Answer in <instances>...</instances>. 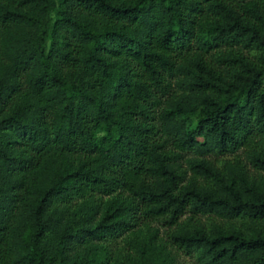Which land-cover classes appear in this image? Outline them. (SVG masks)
Listing matches in <instances>:
<instances>
[{
  "label": "trees",
  "instance_id": "trees-1",
  "mask_svg": "<svg viewBox=\"0 0 264 264\" xmlns=\"http://www.w3.org/2000/svg\"><path fill=\"white\" fill-rule=\"evenodd\" d=\"M0 264H264V0H0Z\"/></svg>",
  "mask_w": 264,
  "mask_h": 264
},
{
  "label": "rangeland",
  "instance_id": "rangeland-1",
  "mask_svg": "<svg viewBox=\"0 0 264 264\" xmlns=\"http://www.w3.org/2000/svg\"><path fill=\"white\" fill-rule=\"evenodd\" d=\"M226 159L229 158V157H225Z\"/></svg>",
  "mask_w": 264,
  "mask_h": 264
}]
</instances>
